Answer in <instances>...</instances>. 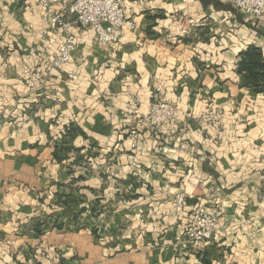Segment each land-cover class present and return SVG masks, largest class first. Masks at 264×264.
Returning <instances> with one entry per match:
<instances>
[{"label":"crops","instance_id":"0c3cea01","mask_svg":"<svg viewBox=\"0 0 264 264\" xmlns=\"http://www.w3.org/2000/svg\"><path fill=\"white\" fill-rule=\"evenodd\" d=\"M121 2L118 42L72 22L55 68L58 5L0 0V264H264V92L238 70L249 46L264 63V19L230 0ZM157 88L175 102L160 132L142 117ZM179 191L180 216L138 214ZM201 203L218 230L181 242Z\"/></svg>","mask_w":264,"mask_h":264},{"label":"built area","instance_id":"2783aa9c","mask_svg":"<svg viewBox=\"0 0 264 264\" xmlns=\"http://www.w3.org/2000/svg\"><path fill=\"white\" fill-rule=\"evenodd\" d=\"M45 8L58 5V11L52 12L48 17L49 29L59 31L62 40L55 55L49 58L48 63L55 68L66 64L76 49L75 36L71 32L72 22H78L83 26H90L94 32V39L101 46H110L120 39L118 30L124 26L131 27L133 22L126 17L121 0H39ZM235 7L250 14L257 20L264 19V0H230ZM162 89L157 88L153 93L156 98L149 110L142 115L143 120L149 123L158 132L162 131L174 118L175 102L171 99L161 98ZM130 107L138 112L137 98L133 99ZM204 117L216 126L220 125L221 110L214 109L205 112ZM133 138L137 137V131H129ZM176 203L179 209L183 208L185 193L177 194ZM193 208L194 217L190 227L186 231L189 241L200 242L212 239L218 230V216L215 212L204 211L203 208ZM196 209V210H195Z\"/></svg>","mask_w":264,"mask_h":264},{"label":"trees","instance_id":"16d2710c","mask_svg":"<svg viewBox=\"0 0 264 264\" xmlns=\"http://www.w3.org/2000/svg\"><path fill=\"white\" fill-rule=\"evenodd\" d=\"M238 70L245 75L247 84L257 91L264 92V63L258 47L249 46L240 52Z\"/></svg>","mask_w":264,"mask_h":264},{"label":"rangeland","instance_id":"374dc122","mask_svg":"<svg viewBox=\"0 0 264 264\" xmlns=\"http://www.w3.org/2000/svg\"><path fill=\"white\" fill-rule=\"evenodd\" d=\"M175 24H176L175 26H179L177 23H175ZM175 29H178V28H175ZM160 97L161 98H164L163 95H160ZM154 100H156V98L153 97L152 98V102ZM181 192H183V191H179V192L176 193V195L174 196V198L172 200V206L171 207L168 206V205L167 206L162 205L161 204L162 203V200H161L160 204L157 205V207L152 208L150 205H147L145 208H140L139 210H137V212H138V214H140V216H143V215L144 216H147L150 213L151 210L153 211L154 214H158L159 213V215L160 214H163V213L166 214L168 212H170L171 215H172V212H173L174 216L178 217V216L181 215V212H182L183 208L182 209L181 208L179 209L178 203H176L175 199H176L177 194H179ZM67 202H69V201L67 200ZM198 205H199L200 208H203L204 211L214 212L213 210H210L205 204H202L201 203V204H198ZM199 207H196V208H199ZM106 209L108 210L107 213L109 215H113L114 212H116L117 214H121L122 213L121 212V208L119 206H117V205L115 207L114 206L113 207H110L109 206ZM126 209H127L126 212H128L131 215H135L137 213L135 210H132V208L130 206L127 207ZM193 217H194V214H193V209H192V212H191V220H192ZM129 225H130V223H129ZM189 227H190V224H187V226L184 228V238H181V242L184 241L186 243L189 242V243H192L193 244L195 242L189 241L188 236L186 235V231H187V229ZM116 231H118V230L116 229ZM200 242H202V241H200Z\"/></svg>","mask_w":264,"mask_h":264}]
</instances>
